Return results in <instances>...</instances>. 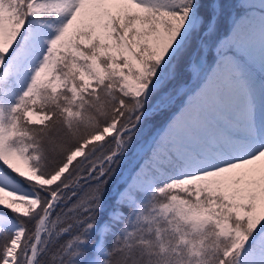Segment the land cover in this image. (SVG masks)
<instances>
[{
    "label": "snow or ice",
    "instance_id": "snow-or-ice-1",
    "mask_svg": "<svg viewBox=\"0 0 264 264\" xmlns=\"http://www.w3.org/2000/svg\"><path fill=\"white\" fill-rule=\"evenodd\" d=\"M0 264H264V0H0Z\"/></svg>",
    "mask_w": 264,
    "mask_h": 264
}]
</instances>
